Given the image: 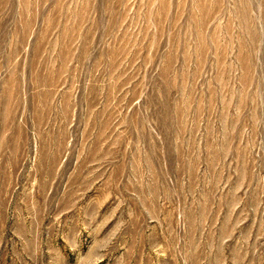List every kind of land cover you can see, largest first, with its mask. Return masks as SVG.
I'll list each match as a JSON object with an SVG mask.
<instances>
[{
  "label": "rangeland",
  "instance_id": "1",
  "mask_svg": "<svg viewBox=\"0 0 264 264\" xmlns=\"http://www.w3.org/2000/svg\"><path fill=\"white\" fill-rule=\"evenodd\" d=\"M0 264H264V0H0Z\"/></svg>",
  "mask_w": 264,
  "mask_h": 264
}]
</instances>
